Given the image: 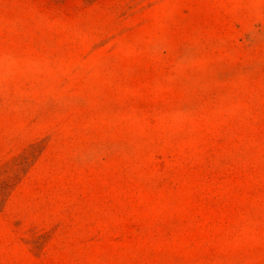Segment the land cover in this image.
Here are the masks:
<instances>
[{
    "label": "rangeland",
    "instance_id": "1",
    "mask_svg": "<svg viewBox=\"0 0 264 264\" xmlns=\"http://www.w3.org/2000/svg\"><path fill=\"white\" fill-rule=\"evenodd\" d=\"M0 264H264V0H0Z\"/></svg>",
    "mask_w": 264,
    "mask_h": 264
}]
</instances>
